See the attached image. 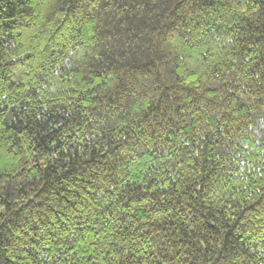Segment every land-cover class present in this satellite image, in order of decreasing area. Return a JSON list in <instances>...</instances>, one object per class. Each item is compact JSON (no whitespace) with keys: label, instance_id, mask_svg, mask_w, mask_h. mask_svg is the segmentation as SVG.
I'll return each mask as SVG.
<instances>
[{"label":"trees","instance_id":"16d2710c","mask_svg":"<svg viewBox=\"0 0 264 264\" xmlns=\"http://www.w3.org/2000/svg\"><path fill=\"white\" fill-rule=\"evenodd\" d=\"M0 264H264V0H0Z\"/></svg>","mask_w":264,"mask_h":264}]
</instances>
